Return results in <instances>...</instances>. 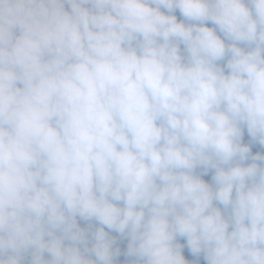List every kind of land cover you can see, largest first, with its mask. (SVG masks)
I'll return each instance as SVG.
<instances>
[{
	"label": "clouds",
	"instance_id": "9594fccd",
	"mask_svg": "<svg viewBox=\"0 0 264 264\" xmlns=\"http://www.w3.org/2000/svg\"><path fill=\"white\" fill-rule=\"evenodd\" d=\"M254 144L264 0H0V264H264Z\"/></svg>",
	"mask_w": 264,
	"mask_h": 264
},
{
	"label": "trees",
	"instance_id": "16d2710c",
	"mask_svg": "<svg viewBox=\"0 0 264 264\" xmlns=\"http://www.w3.org/2000/svg\"><path fill=\"white\" fill-rule=\"evenodd\" d=\"M162 11H163V9H162ZM175 15L177 16V19H178V20L183 19V18L180 16V14H179L178 11L175 13ZM208 26H209V27H212L213 25H212L210 22H208ZM218 34H219V33H218ZM221 63L223 64V62H221ZM247 135H248L247 132H245V134H244V138H245ZM252 152H253V154H255L256 152L264 153V148H261L258 144H254V147L252 148ZM203 178L206 179L209 183H211V176H210V175H209V176H205V177H203ZM79 222L81 223V226H82V227H86V226H87L85 222H82V221H79ZM106 230H107V229H106ZM111 235L116 236L117 234H116V233H111ZM179 242H180L181 244H185V243H186V241L183 240V239H179ZM118 243H119V247L121 248V253H122V254H121V256L117 259V264H127V261H128L130 258H128V257H126V256L123 255V252L126 251L127 241H126V240H119ZM184 255H185V258H186V259H188L189 261L192 262V264H205V261L203 260V257H202V256L199 257V258H197V257H193V256H191V255L188 254L187 250H184ZM28 259H30V257H26V264H27V260H28Z\"/></svg>",
	"mask_w": 264,
	"mask_h": 264
},
{
	"label": "rangeland",
	"instance_id": "374dc122",
	"mask_svg": "<svg viewBox=\"0 0 264 264\" xmlns=\"http://www.w3.org/2000/svg\"><path fill=\"white\" fill-rule=\"evenodd\" d=\"M245 132H246V130H245ZM244 143H250L251 142V140H250V137L247 135L245 138H244V141H243ZM254 147V145H252V148Z\"/></svg>",
	"mask_w": 264,
	"mask_h": 264
}]
</instances>
